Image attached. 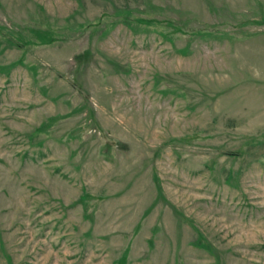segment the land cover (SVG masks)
I'll list each match as a JSON object with an SVG mask.
<instances>
[{"label":"rangeland","instance_id":"374dc122","mask_svg":"<svg viewBox=\"0 0 264 264\" xmlns=\"http://www.w3.org/2000/svg\"><path fill=\"white\" fill-rule=\"evenodd\" d=\"M0 264H264V0H0Z\"/></svg>","mask_w":264,"mask_h":264}]
</instances>
